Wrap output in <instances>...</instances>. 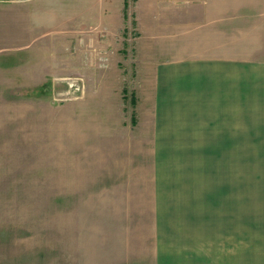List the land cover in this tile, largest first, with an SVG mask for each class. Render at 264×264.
Here are the masks:
<instances>
[{"label": "rangeland", "instance_id": "rangeland-1", "mask_svg": "<svg viewBox=\"0 0 264 264\" xmlns=\"http://www.w3.org/2000/svg\"><path fill=\"white\" fill-rule=\"evenodd\" d=\"M135 1L0 0V264H264V72L233 55L264 34L230 37L226 74L196 44L158 88L144 53L135 109L111 95Z\"/></svg>", "mask_w": 264, "mask_h": 264}, {"label": "crops", "instance_id": "crops-1", "mask_svg": "<svg viewBox=\"0 0 264 264\" xmlns=\"http://www.w3.org/2000/svg\"><path fill=\"white\" fill-rule=\"evenodd\" d=\"M135 2L137 3L138 0ZM135 7H137L135 10L137 14L133 17V24L139 34L136 37V46L134 45L133 57L136 59H130L131 54L127 51L128 49L123 50L122 48L120 50L123 54L119 51L113 56L118 63L115 64L114 58L111 63V71L115 75L124 74L126 76L123 80L117 79L118 86L116 84L112 87L111 95L117 100H131L135 109L138 106L137 101L144 100V53L149 56V59L156 57V61L151 66L146 63L148 72L157 73L155 79L152 76V79L146 81L149 87L156 88L164 83L170 86L169 83L174 74L180 75L182 71L189 72L193 66H196L175 63L180 58L199 56L194 54V50L201 42L205 48L210 49V53L203 55L207 57L205 67H210V72L221 70L226 74L229 69L227 62L230 37L231 39L254 41L257 35L264 34V0H140ZM144 11L147 13L145 23ZM144 24L155 25L159 29H172L174 37L164 46L156 48L150 39L145 41ZM230 25L233 26L232 31H230ZM190 26H195V29H189ZM235 26L237 30L234 29ZM125 39L128 40V38ZM123 44L126 46L125 41ZM243 47L244 45L238 46L235 48L237 53H233L240 58L239 63H243L245 59L252 60L254 62L246 63L252 65V71L258 72L261 69L264 72V52H256L254 49L248 51ZM168 56L175 57L176 61L173 62L171 59L166 61ZM217 57H224V60ZM219 62L224 63V66H219ZM113 88H121L122 94L114 91ZM131 118L134 127L140 118L135 115V111L131 112ZM138 151L144 153V145L140 146ZM156 243L155 260L161 261L162 252L157 250L161 247L160 245L169 242L158 240ZM232 244L236 245V249L239 248V243L233 242Z\"/></svg>", "mask_w": 264, "mask_h": 264}]
</instances>
